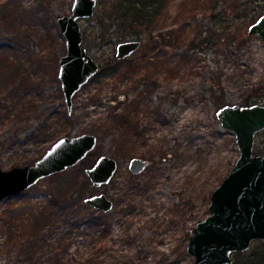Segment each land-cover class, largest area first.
<instances>
[{
  "label": "rangeland",
  "instance_id": "rangeland-1",
  "mask_svg": "<svg viewBox=\"0 0 264 264\" xmlns=\"http://www.w3.org/2000/svg\"><path fill=\"white\" fill-rule=\"evenodd\" d=\"M216 1L161 0L155 47L143 32L139 50L117 61V46L137 37L123 29L111 0H97L80 27L100 71L68 113L57 20L70 15L73 0H0V168L33 165L62 137H97L77 166L0 203V264H193L190 231L209 215L211 193L239 157L216 113L264 105V41L247 33L263 15L261 0ZM49 117L62 131L55 141L25 139L31 121ZM254 153L264 155V130ZM101 156L118 169L96 189L85 170ZM132 158L148 160V168L133 175ZM82 193L105 194L112 210L94 213L91 224L71 227L62 213L33 228L36 211L51 212V198Z\"/></svg>",
  "mask_w": 264,
  "mask_h": 264
},
{
  "label": "water",
  "instance_id": "water-1",
  "mask_svg": "<svg viewBox=\"0 0 264 264\" xmlns=\"http://www.w3.org/2000/svg\"><path fill=\"white\" fill-rule=\"evenodd\" d=\"M97 0H73L71 13L58 18L65 39L66 54L60 58L58 79L68 113L76 93L99 71L100 65L82 44L80 21L92 18ZM264 41V14L247 31ZM133 40L117 46L115 60L129 58L140 48ZM216 117L223 129L235 135L239 157L220 185L211 193L209 215L191 231L187 252L193 264H231L235 253L247 252L256 241L264 242V155L254 153L256 134L264 130V106H225ZM97 137L82 134L62 137L33 165L0 168V203L38 182L67 171L83 161L96 147ZM117 160L99 157L85 174L95 188L107 185L117 170ZM148 162L132 158L129 170L142 173ZM85 203L102 213L110 212L113 203L104 194L87 198Z\"/></svg>",
  "mask_w": 264,
  "mask_h": 264
},
{
  "label": "trees",
  "instance_id": "trees-1",
  "mask_svg": "<svg viewBox=\"0 0 264 264\" xmlns=\"http://www.w3.org/2000/svg\"><path fill=\"white\" fill-rule=\"evenodd\" d=\"M113 3V8L117 12L118 19L122 20L124 24L122 25L123 29L126 30L130 35H135L137 40H140L139 36L141 33H147L149 36V43L153 44L155 47L156 42L155 36H152L153 24L157 22L159 11L162 7L161 0H111ZM219 0L216 1V4ZM259 14H264V0H261L257 4ZM214 8H217L215 6ZM159 40L164 39V33L160 32L157 37ZM141 42V41H140ZM149 48V47H148ZM7 62V58H5ZM50 117L42 121H31V127L26 130L25 139L35 138L39 136V140L44 142H53L62 131L58 128L57 124L49 123ZM48 127V129H47ZM47 131V132H46ZM39 132H42L39 135ZM20 136V134H18ZM57 197V196H56ZM85 194H70V195H60L57 198H51L46 208H49L51 212L36 211V217L34 219L33 228L35 226L45 223L51 216H58L60 218L62 213L63 217L67 218L66 222L70 224L71 227L85 222L86 224L92 223V215L97 211L91 209L85 204ZM81 207L85 210V214L77 215L73 209L75 207ZM101 213V212H99ZM38 228V227H37ZM254 244V245H253ZM254 246V249L250 252L245 253H235L233 257L236 259L232 261L231 264H264V242L256 241L251 244ZM251 249V247H250ZM249 249V250H250ZM232 257V259H233Z\"/></svg>",
  "mask_w": 264,
  "mask_h": 264
},
{
  "label": "flooded vegetation",
  "instance_id": "flooded-vegetation-1",
  "mask_svg": "<svg viewBox=\"0 0 264 264\" xmlns=\"http://www.w3.org/2000/svg\"><path fill=\"white\" fill-rule=\"evenodd\" d=\"M140 43H141V42H140ZM140 46H141V44H140ZM99 71H100V69H99ZM99 71H98V72H99ZM91 79H92V78H91ZM91 79H90V80H91ZM90 80H89V81H90ZM254 105L264 106V105H262V104H254ZM254 105H246V106H239V107H250V106H254ZM237 106H238V105H237ZM91 153H92V152H91ZM91 153H90V154H91ZM90 154H89V155H90ZM89 155H88V156H89ZM88 156H87V157H88ZM87 157H86V158H87ZM139 159H141V158H139ZM142 160H145V159H142ZM145 161L148 162V166H149V161H148V160H145ZM95 162H96V161H95ZM78 164H79V163H78ZM78 164H77V165H78ZM94 164H95V163H94ZM94 164H93V165H94ZM77 165H76V166H77ZM117 165H118V161H117ZM148 166H147V168H148ZM90 168H91V167H90ZM128 168H129V167H128ZM147 168H146V169H147ZM117 169H118V166H117ZM146 169H145V170H146ZM68 170H69V169H68ZM86 170H87V169H86ZM86 170H85V171H86ZM145 170H144V171H145ZM116 171H117V170H116ZM129 171H130V170H129ZM115 173H116V172H115ZM140 174H141V173H140ZM85 175H86V174H85ZM114 175H115V174H114ZM138 175H139V174H138ZM113 177H114V176H113ZM111 180H112V179H111ZM89 182H90V181H89ZM109 183H110V182H109ZM109 183H108V184H109ZM90 184H91V183H90ZM108 184H107V185H108ZM91 186H92V184H91ZM104 186H105V185H104ZM92 187H93V186H92ZM93 188H95V187H93ZM100 188H101V187H100ZM96 189H98V188H96ZM98 195H100V194H98ZM104 195H105V194H104ZM91 196H95V195H91ZM91 196H86L85 200H86L87 198L91 197ZM106 197H107V196H106ZM107 198H108V197H107ZM108 199H109V198H108ZM84 202H85V201H84ZM112 203H113V202H112ZM85 204H86V203H85ZM86 205H87V204H86ZM87 206H88V205H87ZM88 207H89V206H88ZM90 208H91V207H90ZM91 209H92V208H91ZM93 210H94V209H93ZM95 211H97V210H95ZM97 212H100V211H97Z\"/></svg>",
  "mask_w": 264,
  "mask_h": 264
}]
</instances>
